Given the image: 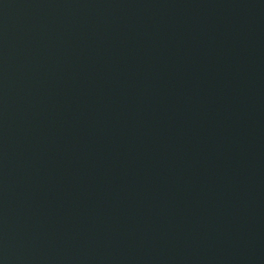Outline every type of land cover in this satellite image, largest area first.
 <instances>
[{"label": "water", "instance_id": "95a60500", "mask_svg": "<svg viewBox=\"0 0 264 264\" xmlns=\"http://www.w3.org/2000/svg\"><path fill=\"white\" fill-rule=\"evenodd\" d=\"M0 264H264V0H0Z\"/></svg>", "mask_w": 264, "mask_h": 264}]
</instances>
